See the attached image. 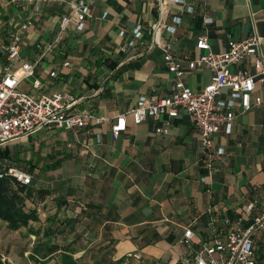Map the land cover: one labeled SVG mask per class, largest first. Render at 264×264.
Masks as SVG:
<instances>
[{
    "label": "crops",
    "instance_id": "1",
    "mask_svg": "<svg viewBox=\"0 0 264 264\" xmlns=\"http://www.w3.org/2000/svg\"><path fill=\"white\" fill-rule=\"evenodd\" d=\"M72 1L0 0V68L16 34L22 52L14 71L20 72L22 61L41 58L37 44L53 40ZM85 1L86 28L68 31L57 49L40 59L30 84L25 80L21 87L37 94L61 92L73 110L109 119L89 124L93 134L53 125L0 147V168L17 164L32 176L33 193L26 207L38 215V220L17 230L0 219L1 260L65 264L63 256L68 255L77 264H180L187 228L193 229L195 240L212 239L225 236L232 227H248L262 213L264 108L237 109L232 131L222 129L214 138V145L225 153L211 159L186 113L169 119L167 134L157 132L168 119L163 116L135 124L128 115L127 129L116 139L112 125L141 95L167 96L174 91L176 76L163 58L167 43L183 62L187 86L199 90L214 75L207 65L188 67V60L203 52L196 47L199 35L209 36L215 52L225 50L230 38L245 40L254 32L264 38V0L163 5L161 0ZM29 19L34 23L21 29ZM159 20L176 30L161 29L162 42L157 44L153 27ZM138 25L143 40L126 46ZM233 69L255 72L251 58ZM53 70L55 77L50 76ZM33 78L41 80L38 89L32 87ZM8 159L13 163L5 164ZM18 159L25 163H15ZM255 254L264 264L261 231L255 234Z\"/></svg>",
    "mask_w": 264,
    "mask_h": 264
},
{
    "label": "built area",
    "instance_id": "2",
    "mask_svg": "<svg viewBox=\"0 0 264 264\" xmlns=\"http://www.w3.org/2000/svg\"><path fill=\"white\" fill-rule=\"evenodd\" d=\"M165 2L185 3V0H161L160 4ZM187 10L192 12L193 7L188 6ZM88 13L89 7L85 0H73L70 12L61 17L59 31L53 40L37 44V49L41 50V58L34 62L22 61L20 72L13 69L14 62L21 58L20 35L16 34L7 46V62L0 68V147L53 125L93 134L89 124L109 119L94 113L73 110L72 104L65 101L61 92L37 94L21 87L25 80L34 77L40 59L47 53L54 52L68 31H83L86 28ZM174 19L176 22L180 21V17ZM33 21L27 20L21 25V29H27ZM210 21L211 18H207V22ZM163 28L172 33L176 30L174 25H167L159 20L154 24V33L152 30L154 43L162 42L158 32ZM121 35L127 37L126 31L122 30ZM143 37L142 26L138 25L127 37L125 44L135 47ZM263 44L264 38L254 32L245 40L230 38L225 50L215 52L211 49L209 36L206 33L199 35L196 47L203 52L198 58L188 60V67L195 69L207 65L214 70V75L208 84L194 90L183 79V62L172 53V44L167 43L163 58L168 70L176 76L174 91L167 96H159L156 92L141 95L128 112L115 117L112 125L113 137L118 138L127 129L128 115L135 124H140L149 117H168L164 125L157 128L158 133L167 134L169 119L186 113L198 129L200 144L208 158L223 155L225 149L215 146L214 138L222 129L228 133L232 131L236 110L246 112L255 106L264 108ZM245 58L252 59L255 72L233 69V65ZM64 64L68 65L69 62ZM56 74V70L50 72L51 77ZM40 85L41 80L33 78L32 87L38 89ZM226 88L229 91L224 96ZM96 139L101 143L100 135L97 134ZM7 175L24 186L32 183V176L16 166L0 168V178ZM251 208L252 205H249L247 211ZM258 231L264 234V209L251 225L246 228L241 225L232 227L222 237L195 240L193 229L187 228L182 240L186 253L180 264H262L255 254V234Z\"/></svg>",
    "mask_w": 264,
    "mask_h": 264
},
{
    "label": "trees",
    "instance_id": "3",
    "mask_svg": "<svg viewBox=\"0 0 264 264\" xmlns=\"http://www.w3.org/2000/svg\"><path fill=\"white\" fill-rule=\"evenodd\" d=\"M43 192L47 193L45 190H41L40 194ZM32 193L29 185H21L19 181L10 175L0 178V219L7 222L9 229L17 230L23 226H29L31 221L38 220L36 210H28L26 207V201ZM63 263L77 264L68 255L63 256Z\"/></svg>",
    "mask_w": 264,
    "mask_h": 264
},
{
    "label": "rangeland",
    "instance_id": "4",
    "mask_svg": "<svg viewBox=\"0 0 264 264\" xmlns=\"http://www.w3.org/2000/svg\"><path fill=\"white\" fill-rule=\"evenodd\" d=\"M26 84H30V80L28 79V80H26ZM12 144V143H11ZM4 162H5V164H10V161H11V163H13V160H3ZM15 163H20V165L21 164H24L25 163V160H20V159H18V160H16V161H14ZM17 164H11V166H16ZM2 258H4V257H2ZM3 260V259H2ZM2 260H0V264H9V262H8V260L7 259H4L5 261H2Z\"/></svg>",
    "mask_w": 264,
    "mask_h": 264
}]
</instances>
